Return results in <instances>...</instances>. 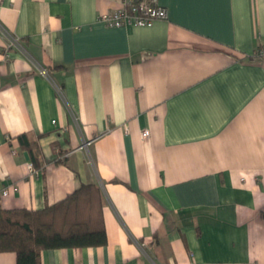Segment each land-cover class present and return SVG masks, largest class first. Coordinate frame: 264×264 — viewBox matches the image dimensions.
I'll use <instances>...</instances> for the list:
<instances>
[{
    "label": "crops",
    "instance_id": "1",
    "mask_svg": "<svg viewBox=\"0 0 264 264\" xmlns=\"http://www.w3.org/2000/svg\"><path fill=\"white\" fill-rule=\"evenodd\" d=\"M121 2L0 0V206L100 190L107 244L42 264H264V0Z\"/></svg>",
    "mask_w": 264,
    "mask_h": 264
},
{
    "label": "trees",
    "instance_id": "2",
    "mask_svg": "<svg viewBox=\"0 0 264 264\" xmlns=\"http://www.w3.org/2000/svg\"><path fill=\"white\" fill-rule=\"evenodd\" d=\"M18 139L37 165L28 135ZM106 244L101 192L94 185H82L64 200L37 211L0 206V252L16 253V264H42L44 250Z\"/></svg>",
    "mask_w": 264,
    "mask_h": 264
},
{
    "label": "built area",
    "instance_id": "3",
    "mask_svg": "<svg viewBox=\"0 0 264 264\" xmlns=\"http://www.w3.org/2000/svg\"><path fill=\"white\" fill-rule=\"evenodd\" d=\"M166 8L159 0H122L121 7L112 13L104 14L100 20L110 28L125 26L150 27L156 20L167 19ZM256 58L264 59V47L255 54ZM143 137H149L150 131L145 130ZM32 169V165H30ZM4 195H8L5 192Z\"/></svg>",
    "mask_w": 264,
    "mask_h": 264
},
{
    "label": "water",
    "instance_id": "4",
    "mask_svg": "<svg viewBox=\"0 0 264 264\" xmlns=\"http://www.w3.org/2000/svg\"><path fill=\"white\" fill-rule=\"evenodd\" d=\"M24 155H25L26 159H27V160H29L28 153H26V152H25V154H24Z\"/></svg>",
    "mask_w": 264,
    "mask_h": 264
}]
</instances>
